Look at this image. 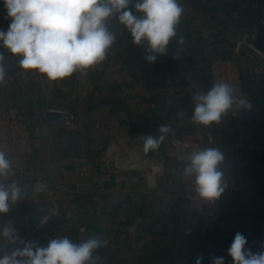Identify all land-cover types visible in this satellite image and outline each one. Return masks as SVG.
<instances>
[{"label": "crops", "instance_id": "crops-1", "mask_svg": "<svg viewBox=\"0 0 264 264\" xmlns=\"http://www.w3.org/2000/svg\"><path fill=\"white\" fill-rule=\"evenodd\" d=\"M234 1L248 6L253 13L264 11V0ZM135 2L131 0L129 5L133 13ZM9 22L4 0H0V30L7 31ZM107 25L113 33L117 27L123 40L128 30L115 15L108 18ZM233 29L242 34L235 26ZM0 54L5 61L20 67L14 77L5 70L0 81V110L19 111L32 133V151L24 159L27 178L18 184L22 197L10 205L6 220H0V228L13 227L22 240L39 246L48 244L42 240L49 233L71 232L73 243L77 244L101 236L107 254L102 264H196L199 257L203 258L201 264H211L215 256H223L225 264H231L227 249L234 237L218 235L207 222L168 196L173 185L179 183L182 163L169 155L163 165L145 164L140 172L124 171L115 165V160L124 155L146 163L155 150L145 151L144 143L135 139L149 135L158 139L161 133H146L139 127L134 130L131 122H140L139 115L137 119L129 111L135 105L134 97L123 94L126 105L118 112L103 93V84L98 80L112 73V66L108 65L119 57L113 44L102 62L78 69L76 76L73 72L57 80L36 69L23 68L21 57L2 44ZM238 56L241 57L239 53ZM246 57L239 60L243 87L250 95L251 105L263 107L264 73L258 70L260 61L251 51ZM137 86L140 89V83ZM45 107L71 111L77 130L65 131L47 124L41 115ZM188 133L196 134L205 149L217 148L224 156L218 170L223 173L222 184L226 187L217 199V217L235 234L239 232L247 238L246 247L255 253L264 251V243L257 242L264 233V113L249 121L222 115L218 123ZM182 134H163V140ZM66 162L74 163L73 172L63 169ZM158 169L164 171L160 178L155 174ZM153 175L157 189L149 187L147 179H153ZM124 176H132L134 181H119ZM107 177L110 180L106 181ZM36 199L41 205L35 204ZM10 219L12 225H4ZM117 231L124 236L113 244L112 236ZM97 260L95 264H99Z\"/></svg>", "mask_w": 264, "mask_h": 264}, {"label": "clouds", "instance_id": "clouds-1", "mask_svg": "<svg viewBox=\"0 0 264 264\" xmlns=\"http://www.w3.org/2000/svg\"><path fill=\"white\" fill-rule=\"evenodd\" d=\"M131 0H4L7 31L0 30V44L13 55H19L20 65L36 69L51 80L63 79L78 69H86L105 59L107 50L116 39L108 25L109 17L118 21L130 32L133 43L146 41L149 62L156 54H163L170 40L176 36V26L183 12L178 0H136L133 7L142 15L137 16L129 7ZM182 43V40L180 41ZM4 56L0 54V81L4 79ZM233 89L227 83H216L207 94L194 97L192 120L208 126L218 123L233 105ZM243 103V102H241ZM169 127L161 126L157 139L145 138V151L156 149ZM184 172L195 176L196 191L207 201L219 199L226 185L218 165L224 160L217 148L195 151L188 157ZM12 163L0 152V177L10 174ZM22 197L16 182L6 185L0 180V214L8 213L11 204ZM11 243L23 247L14 248L10 254L0 257V264H95L94 252L102 246L101 240L89 238L73 243L67 237L49 240L46 246L25 242L13 227L0 233ZM247 238L237 232L227 249L231 264H264V251L255 253L246 247ZM202 257L196 264H201ZM211 264H225V259L213 257Z\"/></svg>", "mask_w": 264, "mask_h": 264}, {"label": "rangeland", "instance_id": "rangeland-1", "mask_svg": "<svg viewBox=\"0 0 264 264\" xmlns=\"http://www.w3.org/2000/svg\"><path fill=\"white\" fill-rule=\"evenodd\" d=\"M180 5L183 12L173 38L182 40L184 54L201 65L203 73L215 57L236 58L241 61L247 58L249 50L245 46L239 51L242 58L234 54L242 34L234 31L235 21L227 11L212 0H183ZM134 14L142 15L136 11ZM113 29L116 35L113 48L119 57L114 61L112 59L108 65L112 66V73L107 74L104 80H98V83L103 84V93L110 99L111 106L120 112L126 105L123 94L134 97L135 105L130 106L129 111L132 117L139 115L140 122L131 124L134 130L139 127L146 133H160L161 126L169 127L168 133H188L205 126L192 120L196 94L179 75H174L175 65L171 57L166 53L156 54V60L149 62L146 57L151 53L145 43L139 46L134 44L129 31L120 40L118 28ZM137 83H140V89ZM36 202L37 199L35 204ZM69 234H45L42 241L67 237L74 242L72 233ZM122 236L124 234L117 231L112 236L114 241L111 243L121 242ZM99 239L102 246L93 255L102 264L107 254L101 236Z\"/></svg>", "mask_w": 264, "mask_h": 264}, {"label": "built area", "instance_id": "built-area-1", "mask_svg": "<svg viewBox=\"0 0 264 264\" xmlns=\"http://www.w3.org/2000/svg\"><path fill=\"white\" fill-rule=\"evenodd\" d=\"M256 40V35L252 32H242L239 38L235 55H238L240 48L245 46L251 51L260 61L259 72L264 73V55L253 47V42ZM208 79L209 86L212 88L216 83H227L233 89L234 103L231 108L224 114L238 121H249L255 115L264 113L263 107H253L249 93L244 89L242 82V74L240 69V62L236 58L215 57L211 60L204 73ZM243 102V103H241ZM41 115L46 123L65 131L77 130L74 114L68 109L64 108H50L45 107L41 110ZM32 133L29 123L24 115L19 111H12L8 109L0 110V152H3L7 159L12 163L11 172L5 177H0L6 185L16 182L21 183L27 178L24 170V159L32 151L31 146ZM135 141H142L145 139L137 137ZM207 141H211V135H207ZM117 147L114 146V151ZM162 150L165 154L173 156L182 163L180 170L179 183L173 185L169 198L174 201H180L184 208L189 213L195 215L197 218L207 222L214 231L225 237H234V231L217 217L218 200L207 201L200 197L196 191L195 176H187L184 172L185 166L189 163L188 157L195 151L204 150L201 139L194 133H184L179 137L162 140L158 148L154 150ZM116 158V155H115ZM115 165L123 166L129 165L135 167L145 162L135 161L131 156L124 155L115 160ZM153 172V171H152ZM157 178L163 176L164 171L158 169L155 173ZM147 179L149 187L153 189L158 188L156 177ZM110 180L109 177L105 179ZM124 183H132L134 178L132 176H124L119 179ZM36 204L39 206V199ZM6 220V219H5ZM7 223H13V220H7ZM258 243H264V233L257 240ZM17 243H11L14 245ZM216 257V256H215Z\"/></svg>", "mask_w": 264, "mask_h": 264}, {"label": "water", "instance_id": "water-1", "mask_svg": "<svg viewBox=\"0 0 264 264\" xmlns=\"http://www.w3.org/2000/svg\"><path fill=\"white\" fill-rule=\"evenodd\" d=\"M219 7L227 11L235 20V29L237 31L245 32L249 31L256 35V40L253 42V47L264 55V11L260 9L259 11L253 13L248 6H241L234 0H212ZM181 40L171 39L169 44L166 46L165 53L171 57L174 62L175 69L174 74L179 75L184 83H186L190 89L197 94H207L211 89L208 83V79L201 69H199L193 60L186 56L183 52V42ZM148 48V44L144 42ZM4 68L10 77H14L20 73V67L17 63H9L8 61H3ZM74 76H76V71H74ZM162 150H155L153 152V158L146 161L148 167L161 166L168 157ZM145 164H139L135 167L129 165L119 166L124 171H143L145 169ZM66 172H73L75 170L73 162H66L62 165ZM7 214H0V220L4 221ZM17 246V245H15ZM11 245V242L0 235V257L10 252L16 248ZM165 254V251H162Z\"/></svg>", "mask_w": 264, "mask_h": 264}, {"label": "bare ground", "instance_id": "bare-ground-1", "mask_svg": "<svg viewBox=\"0 0 264 264\" xmlns=\"http://www.w3.org/2000/svg\"><path fill=\"white\" fill-rule=\"evenodd\" d=\"M155 170H156V169H155ZM7 227H9V226H7ZM7 227H2V228H0V233H2V231H3L5 228H7ZM15 245H17V244H14V246H15ZM15 247L17 248V247H19V246L17 245V246H15Z\"/></svg>", "mask_w": 264, "mask_h": 264}, {"label": "trees", "instance_id": "trees-1", "mask_svg": "<svg viewBox=\"0 0 264 264\" xmlns=\"http://www.w3.org/2000/svg\"><path fill=\"white\" fill-rule=\"evenodd\" d=\"M148 50V49H147ZM146 52V51H145Z\"/></svg>", "mask_w": 264, "mask_h": 264}]
</instances>
